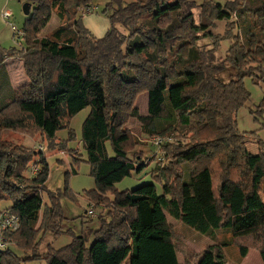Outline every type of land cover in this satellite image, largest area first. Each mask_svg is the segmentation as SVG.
<instances>
[{
  "label": "trees",
  "instance_id": "obj_1",
  "mask_svg": "<svg viewBox=\"0 0 264 264\" xmlns=\"http://www.w3.org/2000/svg\"><path fill=\"white\" fill-rule=\"evenodd\" d=\"M92 1L27 0L24 47L0 46V204L9 202L6 212L19 223L4 237L26 255L0 251V264H181L178 241L186 242L168 218L203 236L228 231L241 259L255 250L264 264V144L251 154L246 143L254 134L237 126L250 99L244 79L264 83V0L223 6L212 0H108L102 39L78 16ZM53 12L63 24L40 37ZM217 22L225 24L222 34L213 33ZM224 41L231 45L218 57ZM8 59L21 61L28 84L13 88ZM226 65L236 71L228 82L218 77ZM146 93L150 114L141 115L135 102ZM87 108L81 144L95 189L85 196L100 211L97 228L76 236L63 230L60 207L62 198H75L67 188L64 194L46 188V158L64 152L67 141L56 134L67 130L71 141L70 122ZM132 126L149 138H171L155 146L161 158L143 162L138 149L146 144ZM5 131L38 137L44 149L5 143ZM71 156L81 161L77 151ZM152 163V184L114 189ZM32 166L38 173L26 177ZM47 234L71 242L60 249L50 244L38 256ZM226 246L184 253L183 264H226Z\"/></svg>",
  "mask_w": 264,
  "mask_h": 264
},
{
  "label": "rangeland",
  "instance_id": "obj_2",
  "mask_svg": "<svg viewBox=\"0 0 264 264\" xmlns=\"http://www.w3.org/2000/svg\"><path fill=\"white\" fill-rule=\"evenodd\" d=\"M128 1V0H127ZM187 1H195L200 3L201 0H187ZM213 2L224 5L225 3L232 1V0H212ZM108 0H93L92 6L89 7V10L96 11V13L86 16V10L80 8L78 9V16L82 17L83 26L86 27L85 24L91 26L90 34L93 36L100 35L102 38L105 36L106 32L108 31L106 28L109 25V21L105 15H103L104 7L107 4ZM129 2V1H128ZM27 0H0V43L3 44L1 48L8 51L11 49H21L24 47L23 43V36L19 41H17L10 30L9 25L3 20L2 13L6 10L10 11L12 14L11 22L15 25L18 30H22L25 21L28 19L23 14V6L27 4ZM84 15V16H83ZM84 18V19H83ZM92 19H97L98 21H102L103 24H93ZM63 23L59 21L58 17L56 16V12H53L52 17L46 28L40 34V37H47L53 31H55L59 26ZM217 28L213 31L214 34H222L224 30V22H217ZM93 36V37H94ZM95 38V37H94ZM100 38V39H102ZM97 39V37L95 38ZM231 45V41H224L221 43L220 49L217 52L218 57H223L226 53V50ZM8 64V63H7ZM264 67V66H263ZM7 70L10 72V81L14 88H19L28 84V79L25 76L22 64L19 60L13 59L6 66ZM230 70V71H229ZM232 73V76H231ZM236 71L233 70L231 67L226 65L225 69L219 74V78L224 81L228 82L236 77ZM230 77V78H229ZM244 86L247 92L250 94L249 101L245 104V106L238 112L237 115V126L240 133L243 134H254L251 138L247 140L246 147L247 150L251 154H257L261 151V147H259V143L264 144V108L261 107L260 104L264 99V83H260L258 85L254 84L253 81L249 78L244 79ZM148 97L149 93L142 94L139 96L135 102V107L138 109L141 115H148L150 114L148 110ZM89 108L81 111L77 114L70 122L69 129L73 132L74 138L71 141H68V131L62 130L59 131L56 136L60 141H67L65 143L64 152H55L50 153V155L46 158L47 164L49 166V177L46 183V188L51 191H60L61 194H64V190L67 188L68 193L73 195L75 200H71L69 198H62L60 201V207L63 210L64 216L66 221L63 225V230L70 229L73 234L76 236H81L85 234L88 228L96 229L97 228V219L98 213L100 211L99 208H93L90 206L88 201L86 200L85 193L91 192L95 189L94 179L90 176V166L85 161V151L81 144V127L84 120L89 115ZM153 113V112H152ZM131 127V126H129ZM133 127V132L135 137L141 142L145 143L144 147H140L138 151L142 152L143 154V162L149 161L150 159H159L161 155L159 153V149H156L155 145L152 143L154 137H146L140 131L136 130V126ZM4 134V135H3ZM6 135H17L21 137L14 140L12 142H5L11 143L13 145L20 146L23 137H27L31 139V143L33 148L38 149L39 151H43L44 144L41 143L40 138H30L28 136L5 131L1 135V140L4 142L3 137L6 138ZM167 139H170L167 137ZM20 142V143H19ZM41 146V149H39ZM37 150V151H38ZM75 150L81 156V161L75 164L72 158V151ZM154 168V164L152 163L148 168L143 169V171L139 174L133 173L131 177L124 179L122 182L115 185L114 189L117 192H124V191H131L137 189L141 186L152 184L151 180V171ZM72 170L76 172L75 175L72 174ZM68 174V176H66ZM29 175V176H28ZM26 177H34L35 176V166H32L29 174ZM158 192L160 193V188L157 187ZM44 204H48L47 196H43ZM10 203H1L0 204V214L7 210L10 206ZM8 206V207H7ZM7 207V208H4ZM87 212V213H86ZM86 215V219L84 216ZM83 217V218H82ZM85 219V220H84ZM168 223L173 228L174 233L176 236L181 237L186 242V246H181L180 242L178 241L179 249L182 250L186 255H188L192 250H196V252L203 251L207 246L213 244H227L226 247H223V252L226 259V264H262L259 254L255 250H250V254L248 259L244 260L240 258L238 249L236 245L232 244V235L230 232H218L213 237L203 236L197 234L187 227L182 225L181 223L168 218ZM9 233V232H8ZM42 233L39 234L36 242L41 238ZM6 243V250H9L11 253L16 255L19 258H25L23 252L20 250L18 251L14 246H12L11 242L7 237H5ZM70 238L68 236H60V237H52L51 235H45L41 243H39L38 248V256H43L45 248L51 244L53 249H60L67 246L70 242ZM93 242V239L89 237L87 241V245L90 246ZM188 244V245H187ZM192 249V250H191ZM184 253H179V261L181 264L184 262ZM28 256V255H27ZM24 264H45L44 261L40 262H27Z\"/></svg>",
  "mask_w": 264,
  "mask_h": 264
},
{
  "label": "built area",
  "instance_id": "obj_3",
  "mask_svg": "<svg viewBox=\"0 0 264 264\" xmlns=\"http://www.w3.org/2000/svg\"><path fill=\"white\" fill-rule=\"evenodd\" d=\"M89 9L86 10V13H88ZM11 17L12 14L10 11L6 10L2 13V18L3 20L9 25L10 30L12 32L13 37L19 41L22 37L23 31L22 30H18L15 25L11 22ZM167 142H171L170 139L167 138H156L152 140V143L155 146H161ZM41 149V146L40 148ZM38 173L37 168H35V175ZM19 227V223H18V219L13 216L10 215L8 212H2L0 214V251H4L6 249V243H5V233L7 232H14L18 229Z\"/></svg>",
  "mask_w": 264,
  "mask_h": 264
},
{
  "label": "crops",
  "instance_id": "obj_4",
  "mask_svg": "<svg viewBox=\"0 0 264 264\" xmlns=\"http://www.w3.org/2000/svg\"><path fill=\"white\" fill-rule=\"evenodd\" d=\"M94 13H96V11H90L88 14H86V16H90V15H92V14H94ZM84 16V15H83ZM84 19V18H83ZM95 20H97V19H92V23L93 24H98V23H100V24H103L102 23V21L100 20V21H98L97 20V22H95ZM86 25V27H88V29L90 28L91 29V31H93L92 30V28H91V26H90V24L89 25H87V24H85ZM108 28H109V25L107 26V30H108ZM87 29V28H86ZM87 29V30H88ZM89 29V30H90ZM88 30V31H89ZM90 32V31H89ZM94 36V35H93ZM95 38L97 37V39H100V38H102V36H100V35H97V36H94ZM1 44V43H0ZM1 45H3V44H1ZM13 61V59H8L7 61H6V66L10 63V62H12ZM8 63V64H7ZM20 63H21V61H20ZM22 64V63H21ZM8 71V70H7ZM8 75H9V77H10V72L8 71ZM12 84V83H11ZM13 86V85H12ZM13 88H14V86H13ZM4 135V134H3ZM7 137L6 138H4L3 137V140H4V142H12V141H14V140H11V139H17V140H20L21 141V139H19V138H21V137H18L17 135H6ZM24 139H22V142H21V144H19L20 146H23V147H28V148H33V146H32V144L31 145H29L32 141H31V139H28L27 137H23ZM20 143V142H19ZM4 203H6V202H4ZM8 206H10V204L8 205ZM7 206V207H8ZM7 207H4V208H7ZM85 220V219H84ZM95 229V228H94ZM70 242H71V240H70ZM69 242V243H70ZM188 245V244H187ZM214 245V244H213ZM192 250V249H191ZM192 251H194V250H192ZM195 253H201L202 251H197L196 252V250L194 251ZM222 252H223V248H222ZM223 254H224V252H223ZM249 254H250V251L248 252V254H247V256L243 259V261L244 260H246V259H248V257H249ZM225 256V255H224Z\"/></svg>",
  "mask_w": 264,
  "mask_h": 264
},
{
  "label": "water",
  "instance_id": "obj_5",
  "mask_svg": "<svg viewBox=\"0 0 264 264\" xmlns=\"http://www.w3.org/2000/svg\"><path fill=\"white\" fill-rule=\"evenodd\" d=\"M23 14L26 17H29V14H30V5L28 3L23 6Z\"/></svg>",
  "mask_w": 264,
  "mask_h": 264
}]
</instances>
